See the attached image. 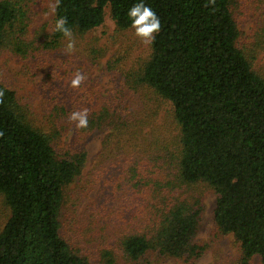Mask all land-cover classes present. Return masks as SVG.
I'll return each mask as SVG.
<instances>
[{
  "label": "trees",
  "instance_id": "1",
  "mask_svg": "<svg viewBox=\"0 0 264 264\" xmlns=\"http://www.w3.org/2000/svg\"><path fill=\"white\" fill-rule=\"evenodd\" d=\"M141 0H59L54 20L67 17L72 36L102 25L106 9L118 30L131 28L130 7ZM239 2L247 3L244 8ZM263 0H143L161 30L150 55L129 76L170 103L179 130L176 153L153 170L130 168L125 181L144 209L131 230L118 232L122 257L138 261L149 252L196 260L206 250L194 243L202 213L184 187L206 184L216 194L213 222L240 245V264L254 256L264 264V78L252 68L251 41H241L238 17ZM56 4V0L54 5ZM30 0H0V49L26 59L51 52L66 38L55 31L31 33ZM264 19V11L261 13ZM264 41V21L259 27ZM43 37V38H41ZM0 198L8 218L0 230V264H96L61 236L67 188L80 175L85 155L56 143L68 130L77 139L92 130L117 128V108L76 100L44 104L33 117L16 92L0 84ZM87 108L88 127L77 129L73 111ZM163 161V162H162ZM162 162V165H161ZM105 264H113L109 252Z\"/></svg>",
  "mask_w": 264,
  "mask_h": 264
},
{
  "label": "rangeland",
  "instance_id": "2",
  "mask_svg": "<svg viewBox=\"0 0 264 264\" xmlns=\"http://www.w3.org/2000/svg\"><path fill=\"white\" fill-rule=\"evenodd\" d=\"M54 3L55 0H30L31 33L41 29L43 35L52 34ZM246 4L239 2V7ZM254 7L250 4L237 21L241 41L249 39V44H253L252 68L264 78V41L259 33L264 3L259 9ZM72 39L75 49L71 53L66 51L68 38L59 49L36 52L26 59L0 49V84L16 92L18 101L28 107L34 118L41 117L42 106L54 99L69 106L76 100L84 103L87 97L93 104L108 103L117 108L121 118L122 123L115 129L92 130L79 140L74 129H70L57 141L56 150L71 148L85 155L80 175L64 194L61 236L76 252L96 264H105L108 252L113 264H240L239 243L215 228L217 194L204 183L182 189L185 195L199 199L202 206L194 239V243L206 247L200 258L173 259L156 252L134 262L122 257L118 232L131 230L138 221L135 216L144 211L137 207L143 204L144 197L134 195L125 181L129 169L153 170L158 155L166 156L167 164L176 153L179 130L170 103L152 90L136 86L129 76L150 55V44L136 37L132 28L118 30L106 9L101 26ZM77 71L86 74L87 79L80 88L73 89L70 81ZM7 218L8 210L0 198V230ZM251 264H261L260 258L254 256Z\"/></svg>",
  "mask_w": 264,
  "mask_h": 264
},
{
  "label": "clouds",
  "instance_id": "3",
  "mask_svg": "<svg viewBox=\"0 0 264 264\" xmlns=\"http://www.w3.org/2000/svg\"><path fill=\"white\" fill-rule=\"evenodd\" d=\"M214 3V0H210ZM59 5V0H56L55 5H51V10L54 13L56 7ZM127 16L131 20V28L134 30V35L138 37L143 43L151 44L155 40V34L159 33L161 30L160 18L156 12L150 7L143 3H136L130 7L127 12ZM68 20L67 17H60L56 20L55 31L62 33L66 38H68L69 43L66 46V51L71 53L75 49V41L72 39V31L67 27ZM87 79L86 74H82L77 71L70 81V87L73 89H78ZM4 97V91L0 90V104H2ZM88 115L89 110L83 108L81 110L73 111L69 115V120L75 123L77 129L88 127ZM3 133L0 132V136Z\"/></svg>",
  "mask_w": 264,
  "mask_h": 264
}]
</instances>
